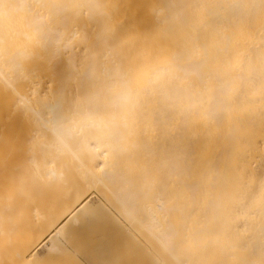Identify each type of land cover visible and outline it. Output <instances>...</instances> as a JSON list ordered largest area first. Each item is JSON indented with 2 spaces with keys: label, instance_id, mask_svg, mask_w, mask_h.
<instances>
[{
  "label": "bare ground",
  "instance_id": "bare-ground-1",
  "mask_svg": "<svg viewBox=\"0 0 264 264\" xmlns=\"http://www.w3.org/2000/svg\"><path fill=\"white\" fill-rule=\"evenodd\" d=\"M94 192L139 264H264V0H0V264Z\"/></svg>",
  "mask_w": 264,
  "mask_h": 264
},
{
  "label": "rangeland",
  "instance_id": "rangeland-1",
  "mask_svg": "<svg viewBox=\"0 0 264 264\" xmlns=\"http://www.w3.org/2000/svg\"><path fill=\"white\" fill-rule=\"evenodd\" d=\"M89 201L91 206H94V213L88 216L83 223L74 226L76 229L69 228L72 232H69L66 238L54 237L58 244L62 241L60 249L63 254L60 251L61 254L56 253L53 257L46 255L48 254L47 248L51 247L50 242L46 240L45 246L38 250L40 263L139 264L138 262L142 260L141 257L143 260H147V257L142 255V250L137 246L134 247V244L123 231H120V228L111 226L107 221L106 213L111 210L110 213H114L112 206L104 204L103 197L97 192L90 195ZM117 222L122 223L120 219Z\"/></svg>",
  "mask_w": 264,
  "mask_h": 264
}]
</instances>
